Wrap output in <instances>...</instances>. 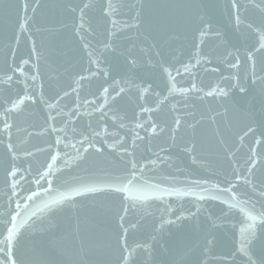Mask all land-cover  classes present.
Listing matches in <instances>:
<instances>
[{"label":"water","instance_id":"water-1","mask_svg":"<svg viewBox=\"0 0 264 264\" xmlns=\"http://www.w3.org/2000/svg\"><path fill=\"white\" fill-rule=\"evenodd\" d=\"M261 212V0H0V264H264Z\"/></svg>","mask_w":264,"mask_h":264},{"label":"snow or ice","instance_id":"snow-or-ice-1","mask_svg":"<svg viewBox=\"0 0 264 264\" xmlns=\"http://www.w3.org/2000/svg\"><path fill=\"white\" fill-rule=\"evenodd\" d=\"M36 2H38V0H36ZM261 2L264 3V0H261ZM24 10H25V11L27 10V4L24 5ZM32 11L34 12L35 9L33 8ZM20 27L23 28V25H21ZM13 174H14V173H13ZM259 218H260L261 220H264V212H261V213L259 214ZM250 219H252L253 223H255L257 217L252 216V217H250ZM13 227H15L14 221H13ZM14 238H15V237H14L13 232H12L11 230H9V234H8V238H7L6 243H7L9 246H11V243H12V241L14 240ZM0 251H3V249H0Z\"/></svg>","mask_w":264,"mask_h":264}]
</instances>
